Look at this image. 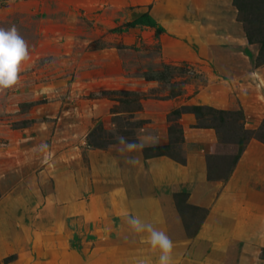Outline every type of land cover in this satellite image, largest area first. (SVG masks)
<instances>
[{
	"label": "rangeland",
	"instance_id": "rangeland-1",
	"mask_svg": "<svg viewBox=\"0 0 264 264\" xmlns=\"http://www.w3.org/2000/svg\"><path fill=\"white\" fill-rule=\"evenodd\" d=\"M142 15L161 30L125 28ZM245 21L233 0H0V26L15 24L30 53L0 93L2 264H157L128 215L165 226L173 264L264 261L201 239L208 207L146 171L200 152L221 180L246 147L264 148V58ZM164 64L169 83L143 80ZM115 134L156 142L122 153Z\"/></svg>",
	"mask_w": 264,
	"mask_h": 264
},
{
	"label": "crops",
	"instance_id": "crops-1",
	"mask_svg": "<svg viewBox=\"0 0 264 264\" xmlns=\"http://www.w3.org/2000/svg\"><path fill=\"white\" fill-rule=\"evenodd\" d=\"M188 143L191 147L203 144L201 138L185 136V145ZM146 167L154 186L179 189L189 185V200L208 207L198 232L201 239H221L225 243L230 238L239 253L264 250V148L246 147L229 175L221 180L208 179L207 166L200 152L188 153L184 166L155 157L146 160ZM153 210L152 217L161 223V214L157 208ZM160 226V230L166 231L165 226ZM253 264H264V261Z\"/></svg>",
	"mask_w": 264,
	"mask_h": 264
},
{
	"label": "clouds",
	"instance_id": "clouds-1",
	"mask_svg": "<svg viewBox=\"0 0 264 264\" xmlns=\"http://www.w3.org/2000/svg\"><path fill=\"white\" fill-rule=\"evenodd\" d=\"M29 59L28 42L20 34L17 26L15 24L8 27L0 26V93L19 84L23 64ZM114 138L119 146L118 150L122 153L142 150L149 140L152 143L156 142L155 137L130 141L123 135L115 134ZM128 162L137 163L135 158H129ZM126 222L135 233H146L142 239L150 246L153 253L159 254L157 264H173V241L166 232L157 229L152 223L145 222L138 216L128 215ZM139 264H147V262L140 260Z\"/></svg>",
	"mask_w": 264,
	"mask_h": 264
},
{
	"label": "trees",
	"instance_id": "trees-1",
	"mask_svg": "<svg viewBox=\"0 0 264 264\" xmlns=\"http://www.w3.org/2000/svg\"><path fill=\"white\" fill-rule=\"evenodd\" d=\"M233 5L243 15L246 14L254 18L253 22L245 21L247 40L250 44H258L260 46L259 55L264 58V0H257L250 5L246 3V0H233ZM140 26L155 27L158 31L161 30L148 15H142L134 19L126 24L125 28ZM170 69V66L164 64L157 71L143 74L142 78L145 82L169 83L172 80V74L169 73ZM155 156H160V154ZM0 264H2L1 261Z\"/></svg>",
	"mask_w": 264,
	"mask_h": 264
}]
</instances>
